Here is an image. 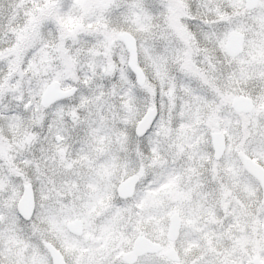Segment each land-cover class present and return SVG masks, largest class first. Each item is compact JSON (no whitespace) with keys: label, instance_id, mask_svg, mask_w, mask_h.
Masks as SVG:
<instances>
[{"label":"snow or ice","instance_id":"obj_1","mask_svg":"<svg viewBox=\"0 0 264 264\" xmlns=\"http://www.w3.org/2000/svg\"><path fill=\"white\" fill-rule=\"evenodd\" d=\"M0 264H264V0H0Z\"/></svg>","mask_w":264,"mask_h":264}]
</instances>
